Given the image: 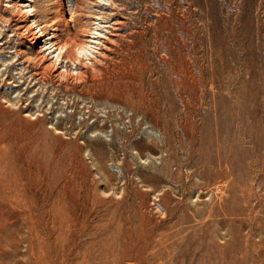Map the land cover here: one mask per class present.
Masks as SVG:
<instances>
[{"label": "rangeland", "instance_id": "rangeland-1", "mask_svg": "<svg viewBox=\"0 0 264 264\" xmlns=\"http://www.w3.org/2000/svg\"><path fill=\"white\" fill-rule=\"evenodd\" d=\"M263 102L264 0H0V264H264Z\"/></svg>", "mask_w": 264, "mask_h": 264}, {"label": "bare ground", "instance_id": "bare-ground-1", "mask_svg": "<svg viewBox=\"0 0 264 264\" xmlns=\"http://www.w3.org/2000/svg\"><path fill=\"white\" fill-rule=\"evenodd\" d=\"M24 6L27 8V11H30L31 10V5H29V3L27 4V3H25L24 4ZM61 20L63 21V22H65V24H67V17H66V15L65 14H62V18H61ZM37 27H39L38 25H36ZM40 28V27H39ZM96 29H98V27H96ZM99 36H101V31H95V35L93 36V37H99ZM98 39L99 38H95L93 41H95L96 43L95 44H91V43H88V42H85V41H82V43L80 42V45H78V50H79V54H80V57H81V59H83V60H89V61H92L93 60V56L96 54V52H97V43L99 42L98 41ZM52 44H54V42H52ZM62 44V43H61ZM61 44H59L57 47H56V53H55V56H56V59H61V58H63V54H62V51H63V49L66 47L65 45L67 44H65V45H61ZM67 49V48H66ZM203 66H204V64H203ZM203 68V67H202ZM205 81V80H204ZM254 91H256L255 89H253ZM205 92V91H204ZM206 93V92H205ZM254 96H255V93H254ZM260 97V96H259ZM259 102H261V101H259ZM233 103V102H232ZM264 103V102H263ZM264 105V104H263ZM239 121V120H238ZM194 131H196V130H194ZM245 138V137H244ZM189 142H190V144H191V150H193L194 149V146H195V138L192 136V137H190L189 138ZM199 142V141H198ZM254 144V143H253ZM198 146V145H197ZM191 152V151H190ZM176 154V153H175ZM198 154V153H197ZM171 155V154H170ZM195 156V155H194ZM256 156H257V154H256ZM192 157V158H191ZM190 157V159L189 160H191V161H189L190 162V164H192L193 166L195 165V164H198V160H194L193 159V156H191ZM196 157V156H195ZM242 157V156H241ZM260 159V158H259ZM188 162V161H187ZM259 162H260V160H259ZM263 162V161H262ZM199 165V164H198ZM213 165V164H212ZM208 167V166H207ZM197 169H198V167H197ZM200 169H202V167L200 168ZM193 170V169H192ZM256 170V169H255ZM252 171V170H251ZM193 172V171H192ZM197 172H199V170L197 171ZM204 172V171H203ZM206 172V171H205ZM264 172V171H263ZM189 173V172H188ZM200 173V172H199ZM217 173V172H216ZM169 174V173H168ZM173 174V173H172ZM187 174V173H186ZM188 175V174H187ZM200 175V174H199ZM208 175V174H207ZM262 175H264V174H262ZM181 176H183V175H181ZM218 176L219 177H221L222 175L219 173L218 174ZM161 177V176H160ZM189 178V177H188ZM202 178V177H201ZM146 179V178H145ZM148 179V178H147ZM155 179V178H154ZM187 179V178H186ZM210 179V178H209ZM162 180V179H161ZM160 180V181H161ZM187 181V180H186ZM189 181H191V180H189ZM241 181V180H240ZM186 183V182H185ZM189 184V183H188ZM133 185V184H132ZM256 186V185H255ZM220 187V186H219ZM137 190V189H136ZM152 190V189H151ZM244 191V190H243ZM147 194V193H146ZM169 194H170V192H169ZM148 195V194H147ZM150 195V194H149ZM148 195V196H149ZM246 196V195H245ZM142 197V196H141ZM163 197V196H162ZM245 199V198H244ZM160 201V200H159ZM165 201V200H164ZM165 203V202H164ZM143 204H144V202H143ZM167 204H169V203H167ZM187 204V203H186ZM260 204V203H259ZM254 205V204H253ZM166 206V205H165ZM169 207H171V206H169ZM178 207H179V205H178ZM181 207V206H180ZM262 207V206H261ZM213 208V207H212ZM181 209V208H180ZM168 210H170V209H168ZM172 210V209H171ZM178 210V209H177ZM167 211V210H166ZM169 215V214H168ZM249 216H251V215H249ZM173 217V216H172ZM189 217V216H188ZM248 219V218H247ZM181 220V219H180ZM223 220V219H222ZM239 220V219H238ZM243 220V219H242ZM254 222V221H253ZM236 223V222H235ZM242 226V225H241ZM155 227V226H154ZM118 230V229H117ZM152 230H154V229H152ZM186 231V230H185ZM247 235V234H246ZM253 236V235H252ZM261 236V235H260ZM214 239V238H213ZM234 239V238H233ZM230 240V239H229ZM233 241V240H232ZM248 243H249V241H247ZM118 246V245H117ZM250 246V245H249ZM158 248V247H157ZM115 249H118L117 247L115 248ZM161 249V248H160ZM119 250V249H118ZM173 250H174V248H173ZM149 255V254H148ZM169 255V254H168ZM243 255V254H242ZM147 256V255H146ZM157 258V257H156ZM164 260V259H163ZM143 262H145L144 260H142ZM170 262V261H169ZM116 264H118V263H116Z\"/></svg>", "mask_w": 264, "mask_h": 264}]
</instances>
